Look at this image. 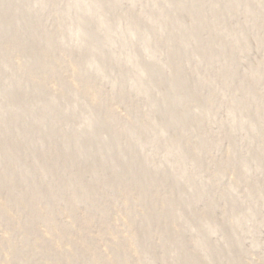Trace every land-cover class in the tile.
I'll use <instances>...</instances> for the list:
<instances>
[{
	"label": "rangeland",
	"instance_id": "rangeland-1",
	"mask_svg": "<svg viewBox=\"0 0 264 264\" xmlns=\"http://www.w3.org/2000/svg\"><path fill=\"white\" fill-rule=\"evenodd\" d=\"M0 264H264V0H0Z\"/></svg>",
	"mask_w": 264,
	"mask_h": 264
}]
</instances>
